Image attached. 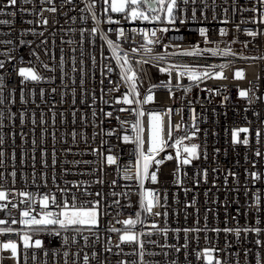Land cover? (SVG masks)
Masks as SVG:
<instances>
[{
    "label": "built area",
    "instance_id": "obj_1",
    "mask_svg": "<svg viewBox=\"0 0 264 264\" xmlns=\"http://www.w3.org/2000/svg\"><path fill=\"white\" fill-rule=\"evenodd\" d=\"M86 2L54 0L49 4L46 0H31L25 4L18 0V4L12 6L8 0H0V19L12 21L10 25L0 24V41H12L10 44L0 43V61H4V67L0 68V76L4 79L0 89L4 98L0 105V111L4 112L0 120V137L3 138L0 152L4 154L0 157V186L10 192L7 200L0 201V204L8 205L0 209V220L7 221L3 227L28 230L24 225L11 223L13 218L20 220V213L27 206L21 203L25 197L20 196V192L32 194L37 202L32 204L33 214L40 211L38 201L44 195L55 196L57 203L71 202L75 196L77 203L100 202L99 226L93 228L91 234L84 232L92 239L87 246L80 239L76 245L63 249L60 237L48 231L41 232L39 238L49 255L44 257L38 252L37 264L41 261L73 264V260L76 264H84L85 254L90 257L88 264H117L118 261L128 264L138 260L131 254L134 246L121 244L122 231H108L111 227L123 230L127 226L121 222L136 219L138 212L142 223H137L133 231L151 232V237L145 235L141 239L158 242L145 245L147 252L154 253L145 256L151 264H170L171 261L175 264H210L211 261L215 264L216 260L222 264H257V261L264 264V232L259 235L242 233L238 239L234 233L223 231L226 227L264 228V210L257 214L255 208V196L261 195V208L264 209V24L242 23L253 17L259 20L264 7L256 0H236L235 5L233 0H227V3L215 0L214 5L212 0H196L195 4L180 5L184 9V24L179 20L174 26L160 21H130L118 13L110 15L120 23L109 24L104 13L107 5L103 0H97V24L91 13L81 11ZM254 5L259 9L255 13L250 10ZM53 6L57 8L55 13L47 11ZM21 7L28 11L20 12ZM225 8L227 13L223 11ZM193 9L196 10L195 19L192 18ZM11 12H16L15 17L8 15ZM176 14L180 15L179 12ZM82 15L87 19L82 20ZM43 19L48 23H42ZM94 27L98 31L91 33ZM164 27L173 30L167 33L157 31L156 37L151 36V31ZM120 28H123V36L118 35ZM141 29L148 31L151 40L159 37V43L148 45L153 55L179 53L195 46L200 49L230 48L235 55L177 54L165 61L144 63L141 45L146 41ZM200 29L207 31V43L205 37L199 35ZM246 29L257 31L258 35L249 36ZM221 30L226 34L221 35ZM101 33L119 45L116 53L101 39ZM21 40L30 43L21 44ZM133 48L138 51L132 53ZM125 53H128L127 64L123 59ZM117 56L121 58L119 62ZM170 63L187 64L197 71H203L208 65L229 66L224 69L226 79L203 78L193 82L186 75L178 76L176 70L171 75L159 70ZM120 65L125 70L130 67L141 77L136 81L139 93L136 98L141 101L149 94L152 85L167 84L168 87L153 88V100L146 104H124L122 98L128 92L130 82L121 79ZM20 67H33L44 79L22 84L23 78L18 75ZM238 70L244 72L243 79L235 78ZM185 88L190 91L185 92ZM248 89H252L249 93L252 103H249V97L239 95L241 90ZM22 95L24 102L21 101ZM117 100L121 102L117 103ZM136 109L144 112L139 118L144 127V150L147 151L149 146V112L162 114L163 139L167 141L164 150L155 155V159H164V162L158 166L153 164L149 169L150 172L158 169V181L153 183L145 179L143 187L136 178V131L132 128L137 120ZM21 113H24L23 119ZM194 118L199 131L183 143L200 145L199 159L188 165H179L177 175L180 182L177 183V175H174L179 164L177 149L171 145L194 130ZM169 123L173 126L171 139L168 138ZM245 127L249 129L248 133H240L239 138L247 137L249 144L234 145L233 130ZM257 131L261 133L259 138ZM124 136L129 137L128 142ZM257 150L260 156L255 155ZM108 155L116 157L115 164L106 162ZM168 155L173 159L167 160ZM183 156L181 150V159ZM252 172L261 174L262 178L254 180ZM125 174L130 178H125ZM148 191L155 193L159 200V206L153 209L160 213L159 216L146 213L141 207L142 194ZM12 204L17 207L13 208ZM49 210H57L51 202ZM153 224L156 228L152 227ZM164 228L169 229L167 237L157 232V229ZM197 228L200 231L188 232L187 237L183 231ZM176 229L181 231L176 232ZM9 239L16 240L17 236L0 235V242ZM257 239L261 245H257ZM117 244L120 248L116 247ZM163 244H187V248L181 247L175 252L159 246ZM205 249L211 255L205 254ZM65 250L70 252L68 257L62 255ZM31 252L29 250L27 264H33ZM53 252L60 255L53 256ZM77 252L79 256L74 255ZM93 252L97 254L94 259L91 258ZM165 252L169 254L165 256ZM0 264H16L10 251H0ZM19 264H25L23 254Z\"/></svg>",
    "mask_w": 264,
    "mask_h": 264
},
{
    "label": "snow or ice",
    "instance_id": "obj_2",
    "mask_svg": "<svg viewBox=\"0 0 264 264\" xmlns=\"http://www.w3.org/2000/svg\"><path fill=\"white\" fill-rule=\"evenodd\" d=\"M25 4L30 3L31 0H23ZM47 3L53 4L54 0H46ZM66 2L71 3V0H66ZM97 0H87L86 6L84 9H81L82 12L91 13V18L99 24V20L97 19L96 13H95V3ZM196 3V0H103V3L107 5V7L104 9V13L107 16V22L109 24L112 23H120V21H114L112 19V16L110 13H118L121 14L122 18L124 20H130V21H136V20H147V21H160V22H166L169 25H175L177 20L181 24L186 23V20L184 18V9L180 7L181 4L188 5L189 3ZM256 2L264 7V0H256ZM213 5L215 4V0H212ZM225 3H227V0H225ZM236 0H233V5H235ZM8 4L12 6H16L18 4V0H8ZM235 10V8H234ZM247 10V9H242ZM252 12H257L259 9L255 7V5L250 9ZM20 12H27L28 9L21 7L19 9ZM47 11L55 13L57 11V8L55 6L50 7L47 9ZM225 13H227L228 9L225 8L223 10ZM2 12V10H0ZM179 12L180 15L178 16L176 13ZM163 14V17L162 15ZM8 15H11L12 17H15L16 12L8 13ZM42 15V13H41ZM196 16V10H192V18L195 19ZM73 21H75V17L72 18ZM81 19H87L86 16H81ZM227 22V21H225ZM261 23L264 24V12L260 13L259 20L256 19V17L251 18V20H243L242 23ZM12 21L10 20H3L0 19V24L10 25ZM28 23H33V21H28ZM42 23L47 24V19H43ZM170 30L167 27L159 28L157 30L151 31V36L156 37L157 31L167 33ZM175 31H179V29H174ZM237 30H239V25H237ZM91 33H96L98 31V28L94 27L91 30ZM109 31H112V29H109ZM135 31V30H134ZM246 34L252 37H256L258 35L257 31H253L251 29H246ZM119 36H123L124 31L123 28H120L117 30ZM140 32L144 35V39L146 43L144 45H141V48L144 49V63L149 62H159V61H165L169 56H175L177 54L180 55H188V56H199L203 55L204 53H211L213 56H229V55H235L232 53L231 49H219L217 46L216 48L212 49H200L198 46L193 47L191 50H182L179 53L173 52V53H157L152 54V48L148 47V45L159 43V37L157 39L151 40L149 39V33L146 30L141 29ZM25 34V33H22ZM33 34H35L33 30ZM42 35V33H40ZM221 35H225L226 33L224 30H221ZM81 35H83V31L81 32ZM199 35L202 37H205V43L208 42V34L205 29L199 30ZM101 39H104L113 53H116L117 49L119 48V45L115 43L113 40H110L107 38V35L105 33H101ZM0 43H12L11 40L9 41H0ZM24 43H30L26 42L24 40H21V44ZM165 47H168V45H165ZM174 47L180 48L179 45H175ZM132 53H136L138 49L133 48ZM11 58V57H10ZM117 61H120V57L117 56ZM124 64L128 63V53H125L124 56ZM121 66V79L124 80L126 83H129V90L126 94H124L122 98V102L124 104H133L141 105L146 104L153 100L152 89L163 86L168 87L167 84L164 85H152L148 89L147 95L143 97V100L137 99L136 97L139 96V93L137 91L136 81L138 79H141V77L137 74V72L132 71L129 67L127 70L124 69L123 65ZM228 64H219V65H208L203 69V71H197L195 68L190 67L187 64H178V63H170L168 67H161L159 70L161 72H168L169 75H171L173 70L177 71L178 76H187L190 81L193 82H199L203 78H216V79H226L227 77L224 76V69L227 68ZM4 67V61H0V68ZM45 68H48V65H44ZM216 69H219L217 71ZM111 71V69H109ZM131 72V75L128 73ZM18 75L22 77L21 83L23 84L26 81H35L39 82L44 77L37 71L34 70L33 67H20L18 69ZM235 78L237 79H243L244 78V72L242 70H238L235 72ZM103 83V81H102ZM4 84V79L2 76H0V89H2V86ZM177 87H181V85L177 84ZM115 89H110L109 91H113ZM52 91H55L53 89ZM171 91V89H169ZM190 91V88H185V92ZM252 91V89L248 90H241L239 92V95L241 97H249V93ZM41 95H43V92H41ZM131 97V98H130ZM227 99V97H225ZM21 101L23 100V95L21 96ZM120 100H117V103H120ZM252 98L249 97V103H252ZM4 103L3 93L2 90H0V105ZM120 111H126V109H120ZM136 115L137 120L134 124H132L133 130L136 131V178L137 181L140 182L141 187H143V180L150 179L151 182L156 183L158 181L157 171H149L150 167L155 165H160L164 162V159H155V155L163 151L165 146H167V141L162 138V132H163V122H162V114L159 112H149V146L147 148V151L144 150V139L142 137V133L144 132V127L142 124V121L139 119L144 115V112L142 110L136 109ZM171 112V109L168 110V113ZM11 115V114H10ZM95 115V113H93ZM108 116H111L112 113H107ZM24 113H21V118L23 119ZM4 117V112L0 111V120H2ZM43 123V120H41ZM35 123V121H33ZM124 123V122H122ZM176 128H179V125L175 126ZM192 128L194 129L190 134L185 135L182 138L176 139L175 143L171 145L172 147H175L177 149V156L176 159L178 160V168L177 173H174V175L178 174L179 171V165H188L191 164L193 160L199 159V148L200 145L196 143H191L190 145H184V140H191L196 133L199 131L198 128H196L195 125V118L193 121ZM248 128H239L234 129L232 132V143L235 144H243L248 145L249 140L247 137H245L243 140L239 138L240 133H248ZM173 132V126L169 123L168 127V138L171 139ZM111 134V133H109ZM75 135V133H73ZM261 133L259 131L256 132L257 138H259ZM125 142L129 141L128 136H124ZM0 144H3V138L0 137ZM181 150L184 154L183 158L181 159ZM219 151V149H217ZM4 154L3 152H0V157H2ZM256 156H260L261 153L259 150L255 153ZM167 160H172L173 156L168 155L166 157ZM55 162V161H53ZM106 162L108 164H115L116 163V157L113 155H108L106 157ZM2 163V162H0ZM142 166V167H141ZM232 175H235L234 173H230ZM15 176V173L12 174ZM205 177L207 175V172L204 173ZM251 176L254 180H260L261 174H258L257 172H252ZM125 178H130L125 174ZM99 183H102V181H97ZM177 183H179V178L177 175ZM115 184V181L112 182ZM64 191V190H62ZM247 191V189H246ZM85 194L90 195V193H87L85 191ZM10 195V192L3 189L2 186H0V201H5L8 199V196ZM20 196L25 197L24 200L21 201L22 204L27 205L20 213V220L17 221L15 218L11 221L12 224L19 223L21 225H24L28 230L21 231L18 229H14L10 226L3 227V225L7 224V221L0 220V235H8V234H15L17 236L16 240L9 239L6 242H0V251L2 250H8L10 251V257L16 261V264H19V258L21 254L24 256L25 264H27L28 258H29V250H32L31 252V260L33 264H37V261L39 259L38 252H42L44 257H47L49 255L48 249L45 248L44 242L39 238V234L41 232L48 231L52 235L60 237V243L61 247L63 249H69L70 246L76 245L80 239L84 241L85 246L89 243V241L92 239L91 235H84V232L87 231L90 234L92 233L93 228H97L99 226V217L101 215L100 209H99V201H83L80 203H77V197L73 196L71 202L65 200L60 203H57L55 196H49L44 195L41 199H39L38 204L40 207V211L33 214L34 209L32 207L33 203H37L33 200L32 194L28 192H20ZM95 195L100 196V193H96ZM113 195H117L116 193H113ZM50 202L52 205L55 206L57 209L56 211L49 210ZM115 203H118L115 202ZM262 203V196L256 195L255 196V208L257 214H259L262 210L261 208ZM13 208H16V204L11 205ZM159 206V200L157 199V196L155 193L148 191L145 194H142L141 199V207L144 212L149 213L153 216H159V212H154L153 209L155 207ZM7 204H0V209L7 208ZM249 210H251V206L249 207ZM140 213L138 212L136 214V219H126L122 221L121 223L124 224L125 227L123 230L116 229L115 227H111L108 229V231L112 232H121L122 234L119 237V240L121 244H127L134 246V250L131 253L132 255H136L138 257V260H133L131 262H128V264H151L150 261L145 259L146 255H154V253H149L146 251L145 245L146 244H153L156 245L158 242L155 240H143L141 239L142 236H149L151 237L153 233H137L136 231H133L134 226L137 223H142V221L139 219ZM259 218L257 219V224H259ZM153 228H156V225H152ZM207 230V229H206ZM214 231H221L220 229H213ZM169 229H157V232L161 234L164 237H167ZM176 232H180V229H176ZM185 235L187 237V233L191 231H200V229H184ZM223 231L225 233H234L235 236L239 239L241 237L242 233H249V232H255L256 234H260L261 232H264V228L254 226V227H245L243 229L236 227V228H224ZM71 233V234H68ZM98 238V237H97ZM257 245H261V241L257 239L256 241ZM162 248H169L174 250L175 252H179L181 250V247L187 248V244L183 246L179 245H168L163 244L159 245ZM117 248H120V244L116 245ZM110 250V249H109ZM121 251L123 249L121 248ZM53 256L60 255L59 252H53ZM169 253L165 252L164 255L167 256ZM205 254L211 255L210 251L208 249H205ZM62 255L64 257H68L70 255V252L68 250L63 251ZM75 256H79V252L74 254ZM96 253H92V259L96 257ZM90 257L85 254L83 256L84 264H88ZM41 264H46V261H41ZM67 264V261L65 262ZM73 264H76L75 260H73ZM117 264H126L125 261H118ZM170 264H175V261H171ZM211 264V261H210ZM215 264H222L221 261L216 260ZM257 264H261V261H257Z\"/></svg>",
    "mask_w": 264,
    "mask_h": 264
},
{
    "label": "bare ground",
    "instance_id": "obj_3",
    "mask_svg": "<svg viewBox=\"0 0 264 264\" xmlns=\"http://www.w3.org/2000/svg\"><path fill=\"white\" fill-rule=\"evenodd\" d=\"M162 122H163V132H162V138L164 136V133H165V125H164V120H163V117H162Z\"/></svg>",
    "mask_w": 264,
    "mask_h": 264
},
{
    "label": "rangeland",
    "instance_id": "obj_4",
    "mask_svg": "<svg viewBox=\"0 0 264 264\" xmlns=\"http://www.w3.org/2000/svg\"><path fill=\"white\" fill-rule=\"evenodd\" d=\"M162 15V14H161Z\"/></svg>",
    "mask_w": 264,
    "mask_h": 264
}]
</instances>
